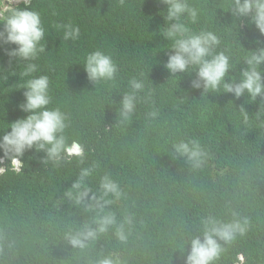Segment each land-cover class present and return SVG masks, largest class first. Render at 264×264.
Here are the masks:
<instances>
[{"label": "clouds", "instance_id": "obj_1", "mask_svg": "<svg viewBox=\"0 0 264 264\" xmlns=\"http://www.w3.org/2000/svg\"><path fill=\"white\" fill-rule=\"evenodd\" d=\"M33 0H0V64L9 60L34 61L45 52V28L38 11L24 8ZM116 1V0H115ZM124 1V0H122ZM141 3L122 4L124 16L146 12L148 4L161 6L163 11L162 36L165 45L158 50H137L135 61L123 67L124 40L112 39L121 18L107 6L105 0H88L94 8L101 4V30L93 34L92 29L83 34L84 41L94 52L86 56L83 63L89 83L114 81L124 68L129 76L142 78L153 60L163 68L161 96L173 95V84L179 80L188 81L191 88L203 96L208 106L217 104V116L224 131L204 142L187 139L173 145L179 156L185 157V165L195 181L211 195L214 205L222 208L210 212L200 219H193L185 193L177 189L176 212L165 207L157 216H149L139 208L127 213H105L96 219L97 228L85 225L83 230L66 234V246L60 251L61 264L68 259L83 260L87 256V241H97L100 256L90 264H124L123 252L128 244L124 226L138 231L143 244H147L156 258L157 264H257L251 255L264 243L263 209L252 206L255 200H245L241 188L256 176L254 157L235 152V146L243 141H261L264 133V47L249 51L245 57L247 67H234L239 49L236 40L225 38L220 32L232 30L235 33L248 32L264 40V0H218L209 12L199 9L188 0H139ZM139 13V14H138ZM148 13V12H146ZM107 24V25H106ZM112 24L113 26H110ZM63 30L64 41H76L80 28L71 23L59 26ZM259 37L255 43L261 44ZM233 44V45H231ZM15 45V47L13 46ZM10 46V47H4ZM124 56V57H123ZM0 68V85L15 82L6 91H13L10 99L0 98L1 114L12 121L0 138V177L9 168L20 172L24 162L20 158L24 152H37L48 160L71 161L83 158L85 149L78 141L67 144L64 133L82 139L103 142L112 130V123L97 100L91 96L79 99L68 117L59 108H49L50 80L47 75L33 77L23 82L17 72ZM37 71L35 63H29L23 73L28 76ZM132 78L130 93L121 101L120 115L127 120L135 111L136 93L144 89L142 80ZM149 93L159 97L156 81L148 87ZM164 107V99H161ZM75 110V113L72 114ZM210 114V111H208ZM151 115L155 116V113ZM165 146H167V141ZM167 151L163 154V165ZM47 163V160L45 161ZM92 170L84 169L81 175L74 171L73 189L68 195L73 197V205L83 202L89 193ZM40 173V172H39ZM100 188L104 196L121 195L119 184L105 175ZM226 189L223 194L220 189ZM57 197L61 196L56 191ZM33 198L40 199L37 191L28 187L22 189V204L28 206ZM41 200V199H40ZM106 201L105 203H110ZM61 204V203H59ZM117 222L123 225L117 226ZM117 226L116 232H109ZM171 239L161 242L165 233ZM165 236L164 238H166ZM252 248V251L250 250ZM157 250V251H156Z\"/></svg>", "mask_w": 264, "mask_h": 264}, {"label": "trees", "instance_id": "obj_2", "mask_svg": "<svg viewBox=\"0 0 264 264\" xmlns=\"http://www.w3.org/2000/svg\"><path fill=\"white\" fill-rule=\"evenodd\" d=\"M188 1L199 12H209L218 0ZM137 2L141 3L139 0H105L109 8L124 18L116 34L111 36L112 39L124 40L126 44L124 56L128 58L122 62L123 67L139 58L138 55L132 59L137 55V50L145 52L152 40L153 46L150 49L158 50L161 44L165 45L162 36L165 20L161 15L164 10L155 13L162 8L160 5L148 4V13H138L145 19L143 21L137 16L129 13L124 16L122 13V4ZM101 6L98 4L94 8L88 0H33L30 6L24 8L40 13L46 32V40L42 41L45 52L34 61L13 60L10 64L8 60L0 64L17 72V76L21 75L19 78L25 83L33 77L47 75L51 96L49 108H59L69 117L77 98L91 96L97 100L112 123V130L104 142L100 138L88 140L72 137L69 131L68 136L67 132L64 133L67 144L69 141H78L83 145V158L71 161L62 158L51 162L41 153L24 152L20 157L24 162L22 170L18 172L9 168L0 177V264H61L60 251L68 242L67 233L83 230L85 225L97 228V217L105 213L117 215L139 208L145 214L155 217L165 207L176 212L178 208L174 204L177 201V190L185 193L193 219L204 218L212 211H222L221 207L212 203L210 193L189 173L185 157L179 156L173 147L187 139L204 142L206 137L221 134L224 126L217 116L218 105L208 106L206 99L191 88V82L185 80L173 84V95L161 96L164 71L154 60L157 66L149 68L141 79L129 76L123 68L114 81L95 85L89 83L83 63L94 50L84 41V36L88 35L83 32L84 29H92L93 34H96L101 30ZM68 23L80 28L78 40L62 39L63 30L59 26ZM220 34L237 42L239 54L234 65L236 69L247 67L245 57L249 51L264 47V43H255L259 36L248 32L222 30ZM259 39L264 41L261 37ZM2 50L3 47H0ZM29 63H35L37 71L24 76ZM1 70L8 72L3 68ZM132 78L142 80L144 89L136 93L135 111L125 120L120 115L121 101L125 94L132 91L129 86ZM155 81L159 86V97L148 90L149 85ZM14 83L5 82L0 85V98H11L13 91H6V88ZM161 99H164V107ZM2 109L0 100V138L12 123L1 114ZM166 151L164 167L162 158ZM235 152L255 156L257 177L241 186L245 188L241 196L245 200L255 199L252 206L264 210V133L261 141L239 142ZM1 157L3 152L0 149ZM84 169L92 170L91 187L86 199L73 205L74 196L70 197L68 193L75 191L74 171L81 175ZM105 175L119 184V197L113 194L104 196L100 181ZM24 187L37 191L41 200L33 198L28 206L23 205L21 200ZM57 190L61 200L57 197ZM225 190L221 188L220 193L223 194ZM255 216L261 219L264 214ZM119 225L123 224L117 222ZM117 226L110 227L108 231L116 232ZM124 233L128 239L123 252L124 264H157L152 251L147 244L142 243L137 230L124 226ZM175 236L173 233L169 239L166 232L161 242L167 244ZM87 244V256L83 260H62L67 264L95 262L101 249L96 240L87 241ZM261 246L263 248L253 250L251 254L257 264H264V243Z\"/></svg>", "mask_w": 264, "mask_h": 264}]
</instances>
